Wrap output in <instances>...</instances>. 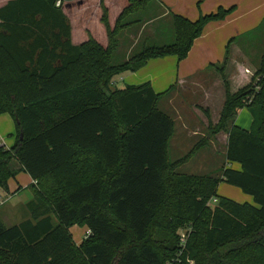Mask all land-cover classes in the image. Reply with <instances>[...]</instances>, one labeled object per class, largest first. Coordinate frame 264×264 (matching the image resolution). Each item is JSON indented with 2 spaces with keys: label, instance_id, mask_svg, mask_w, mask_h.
Here are the masks:
<instances>
[{
  "label": "trees",
  "instance_id": "1",
  "mask_svg": "<svg viewBox=\"0 0 264 264\" xmlns=\"http://www.w3.org/2000/svg\"><path fill=\"white\" fill-rule=\"evenodd\" d=\"M68 1L13 0L0 8V114L16 129L14 144L0 147V189L7 193L20 172L35 182L30 218L10 227L0 221V264H264V54L235 93L224 64L213 67L225 97L217 125L205 111L207 129L209 136L226 133L225 161L239 165L224 164L217 176L177 172L202 144L170 161L174 122L157 109L162 95L148 83L111 86L151 59L185 60L205 25L233 8L195 21L170 12V43L144 42L114 64L121 33L145 22L129 18L157 0H127L113 27L103 9L106 47L92 38L71 44L61 8ZM243 108L252 116L249 131L234 125ZM220 183L254 204L218 197ZM75 226L86 228L79 245L70 233Z\"/></svg>",
  "mask_w": 264,
  "mask_h": 264
},
{
  "label": "crops",
  "instance_id": "2",
  "mask_svg": "<svg viewBox=\"0 0 264 264\" xmlns=\"http://www.w3.org/2000/svg\"><path fill=\"white\" fill-rule=\"evenodd\" d=\"M10 1L13 0H0V8ZM126 1L127 0H72L64 2L61 8L71 27V44L73 46H78L85 43L89 38H92L103 47H106L108 39L105 26L101 21L103 9L106 11L110 27H113L117 17L127 5L124 4ZM152 3L160 10V17L157 20L168 17L171 12L183 16L189 21H195L200 15L215 13L218 8H223L224 10L233 8V11L223 21L209 22L205 25L201 36L194 41L185 60L178 62L175 56L151 59L138 71L124 72L117 76L119 79L116 83L122 85L121 89L125 86H139L148 83L156 94L162 95L157 101V109L159 110L160 108L158 105L165 98H168L167 104L170 107L174 99H176V96H172V94L163 96L170 88L173 89L175 87V89L186 91L185 89L192 90L191 87H187V85L193 86L194 90L195 88L203 87L205 98L202 104L196 103L191 108L193 111L198 109L202 114L190 113L191 115L189 116L178 114L176 120L172 119L174 122L172 137L175 136L176 144L179 143L182 146L188 143L191 148L187 152L188 154L197 144L201 143L202 146H200L190 160L196 156H198V159L202 157L203 160V156L207 157L215 154L214 151L213 153L211 151L215 136H209V132H207V135L201 132L203 128L202 122L206 121V128L208 127L205 111L211 109L208 102L213 88L210 84L206 85L208 80L211 79V77L208 79L206 77L212 70H217L213 67H221L222 64H224V76L231 93L237 92L250 83L254 73L259 68L258 65L260 66L264 54V30L261 27L264 19V0H157V2L154 1ZM144 13H146V11ZM144 19L146 20V18ZM157 20L145 21L138 27L139 29L141 28L142 31L148 29L149 32H151L150 35L155 36L156 34L152 33L157 32V30L152 31L154 24L151 25V23ZM133 29H137V26L130 27L123 31V35L119 38V43L123 37L125 38L129 35L127 32L131 33ZM137 34H139V30L138 32L135 31L133 34H130L131 39H134ZM226 52H228L227 56ZM203 82H205V86H202ZM217 84L219 86V94L223 105L225 91L219 73ZM3 115L11 118L8 114ZM208 115L210 117V113H208ZM3 121L8 122V119H4ZM234 125L246 131L250 130L252 116L247 109L243 108L237 111L234 118ZM9 128H11L10 124ZM15 132L14 123V134H11V136L14 137V141ZM226 138L227 135L225 136V149ZM10 147L6 148L4 146L6 149ZM201 151L203 152L202 155ZM190 160L187 163H189ZM206 160L207 159H204L203 162L206 163ZM224 164H227V162L225 161ZM228 165L232 166L229 167ZM227 166L239 170L238 164L230 163L227 164ZM15 168L18 169L16 163ZM25 178L29 180V183L22 186L21 182L25 181ZM31 184H35V182H33L27 174L20 172L14 179L8 181L7 193L0 189V198H3L2 196L4 195L14 196L16 193L23 190L26 185L30 186ZM222 184L224 183L219 184L218 189ZM218 197L222 196L218 195ZM242 199L247 201V198L242 197ZM2 218L0 216V221L6 226ZM71 230L72 228L70 229V233L73 236ZM82 238L78 241L74 239L75 243L79 245Z\"/></svg>",
  "mask_w": 264,
  "mask_h": 264
},
{
  "label": "rangeland",
  "instance_id": "3",
  "mask_svg": "<svg viewBox=\"0 0 264 264\" xmlns=\"http://www.w3.org/2000/svg\"><path fill=\"white\" fill-rule=\"evenodd\" d=\"M124 4H127V1ZM159 11L160 10L156 8L155 4L152 3L147 8L146 13L140 12V14L133 15L129 19H131L132 21L136 18H139L140 16H143L144 18H146V20L144 19V21L153 20L152 18L159 15ZM153 24H154L153 26L154 28L152 31L157 30V32L152 33V34L155 33L156 34L155 36H151L150 35L151 32H149L148 29H145L144 31H142L141 28L139 29V27H137V29L132 30V32L133 31L138 32L139 30V34H141V35L137 34L134 39H131L130 37V34H133L134 32L133 33L127 32L129 34L128 35L129 37L127 36L121 39L122 43L121 42L119 43V47L113 56V63L114 64L121 63L124 60H126L127 58L126 56H130L138 52L144 42H146L144 44H147V45H164V44L170 43L173 40V26H172V21H171L170 16L164 17L163 19L161 20L159 19L155 22L153 21L151 25ZM121 35H123V32L121 33ZM213 71L214 70H212L207 75L206 78L208 79L211 77V79L208 80V83H206V85L210 84L213 86L212 91H211V97L209 99V102L208 101L207 102L209 106L211 107V109H208V113H210V117H209L210 122L212 126H215L217 125L219 121V116H220L223 105H222V100L219 94L220 92L219 86L217 84L218 71L217 70L214 72ZM118 79L119 78L117 76L113 78L112 82H114V85H112V88L114 87L122 88L121 84L116 83L118 82ZM203 85L205 86V82L202 83V86ZM187 87H191L192 90L185 89L186 91H184V90L175 89L174 87L172 91L170 92L172 96L174 95L176 96V99H174L173 104L170 107L167 104L168 98H165L158 105L160 110L165 112L172 119H175V120L178 117V114L189 116L192 113H201V111L199 112L198 109H196V111H193V109L191 108L196 103L202 104L205 98V94L203 93V87L195 88V90L193 86L187 85ZM185 107L188 109H186ZM4 119H8V122L11 128H9L8 122L3 121ZM202 123H203V128L201 129V132H203L204 135H207L208 129L206 128V121ZM11 134H14V122L12 121V118H8V116L0 114V145H4L6 148L10 147L14 142V137H12ZM225 136H226V133L224 132L218 133L217 135H215V137L212 136L214 137V139H213V144L211 146V151L212 153L214 151L215 154L212 156H207V157L203 156V160L207 159L206 163L203 162L202 157L198 159V156H196L193 159H191L189 163H186L180 168H178L177 172L179 174H184V175H213V176L219 175L220 174L219 170L225 163ZM190 149L191 148L189 147L188 143L181 146L179 143L176 144L175 136L172 137L169 143L170 161H174L175 159L183 157L185 154H187V152ZM202 154L203 152L201 151V155ZM228 166L231 167L232 165L231 166L228 165ZM25 179L26 180L23 181L25 183L21 182L22 186L24 184L29 183V180L27 178ZM218 195L222 196L223 198L230 199L239 204H244L247 202L248 204H254L250 196L243 194L238 188L227 185L225 183L222 184L220 188L218 189L217 196ZM2 197H3L2 203L0 204V216L1 218L3 217L2 220L4 221L6 226L18 225L21 222L29 219L30 216H29V212L27 209V205L32 199V194L30 192L29 186L26 185V187H24L23 190L19 191L14 196L4 195ZM242 197L247 198V201L243 200ZM71 231L73 233V238L76 241H78L79 239L83 237V233L84 231H86V228L75 226L74 228H72ZM187 232H188V228L186 227L180 229L179 230L180 238L182 239V237L185 236Z\"/></svg>",
  "mask_w": 264,
  "mask_h": 264
},
{
  "label": "built area",
  "instance_id": "4",
  "mask_svg": "<svg viewBox=\"0 0 264 264\" xmlns=\"http://www.w3.org/2000/svg\"><path fill=\"white\" fill-rule=\"evenodd\" d=\"M58 4H59V3H58ZM112 85H114V82H111V86H112ZM0 147H2V146L0 145ZM216 202H217V201H216L215 199L212 200V203H213V204H215ZM1 203H2V198H0V204H1ZM88 234H89V232H86V234H85V238L88 236ZM184 237H185V236H183L182 239H181V244H182L183 246H184V243H185V242H184V241H185V240H184Z\"/></svg>",
  "mask_w": 264,
  "mask_h": 264
},
{
  "label": "water",
  "instance_id": "5",
  "mask_svg": "<svg viewBox=\"0 0 264 264\" xmlns=\"http://www.w3.org/2000/svg\"><path fill=\"white\" fill-rule=\"evenodd\" d=\"M19 140H20V141L22 140V135H20Z\"/></svg>",
  "mask_w": 264,
  "mask_h": 264
}]
</instances>
